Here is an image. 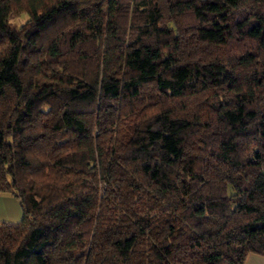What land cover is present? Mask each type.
<instances>
[{"label": "trees", "instance_id": "trees-1", "mask_svg": "<svg viewBox=\"0 0 264 264\" xmlns=\"http://www.w3.org/2000/svg\"><path fill=\"white\" fill-rule=\"evenodd\" d=\"M0 192V264L264 256V0H0Z\"/></svg>", "mask_w": 264, "mask_h": 264}, {"label": "rangeland", "instance_id": "rangeland-1", "mask_svg": "<svg viewBox=\"0 0 264 264\" xmlns=\"http://www.w3.org/2000/svg\"><path fill=\"white\" fill-rule=\"evenodd\" d=\"M21 218L19 199L11 192H0V223L18 224Z\"/></svg>", "mask_w": 264, "mask_h": 264}, {"label": "clouds", "instance_id": "clouds-1", "mask_svg": "<svg viewBox=\"0 0 264 264\" xmlns=\"http://www.w3.org/2000/svg\"><path fill=\"white\" fill-rule=\"evenodd\" d=\"M31 20V15L27 11H21L19 14L10 13L7 18L9 27L15 28L17 31L20 30L21 26Z\"/></svg>", "mask_w": 264, "mask_h": 264}, {"label": "crops", "instance_id": "crops-1", "mask_svg": "<svg viewBox=\"0 0 264 264\" xmlns=\"http://www.w3.org/2000/svg\"><path fill=\"white\" fill-rule=\"evenodd\" d=\"M243 264H264V256L259 254H249Z\"/></svg>", "mask_w": 264, "mask_h": 264}]
</instances>
